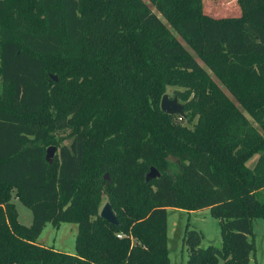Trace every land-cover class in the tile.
<instances>
[{"label":"trees","instance_id":"obj_1","mask_svg":"<svg viewBox=\"0 0 264 264\" xmlns=\"http://www.w3.org/2000/svg\"><path fill=\"white\" fill-rule=\"evenodd\" d=\"M149 1L168 26L142 0H0V264H168L166 209L205 207L220 248L186 229V263L248 264L264 218V0L216 17ZM166 87L183 115L159 109ZM60 222L76 224L73 254L36 242Z\"/></svg>","mask_w":264,"mask_h":264},{"label":"rangeland","instance_id":"obj_2","mask_svg":"<svg viewBox=\"0 0 264 264\" xmlns=\"http://www.w3.org/2000/svg\"><path fill=\"white\" fill-rule=\"evenodd\" d=\"M142 1L147 4L152 12L156 13L166 26H168L166 21L155 10L149 0ZM201 3L202 12L214 17L224 14L230 16L239 15V9L235 0H201ZM51 63L52 62H50L49 65ZM52 68L53 67L49 66L47 72L48 78L50 76H57L56 73L51 71ZM49 79L52 80L51 77ZM173 89V87H166L164 93L167 94L169 98H172L175 96L173 94ZM178 102L181 103L180 100H178ZM194 120L195 118L193 121ZM183 124L188 127L190 126V123L185 121H183ZM51 134L57 140V145L50 144L56 147L52 156L53 158L57 154V147L61 143H68L70 130L68 128H62L57 131H52ZM256 158L257 154H253L246 161V165L249 167L252 166ZM105 201H107L106 197H103L101 202H99L98 213ZM13 202L17 212L18 222L25 227H29L32 222L30 209L17 200H13ZM165 222L168 264H187V249L183 241V235L186 229H194L200 232V247L204 248L208 245L214 246L218 241L220 248V229L218 219L212 216L206 207L189 212L174 208H167ZM250 225L251 234L247 235V239L252 244V250L249 254L248 264H264V218H252ZM76 229L77 227L75 223L60 222L57 227L52 226L50 223H46L36 242L45 248L73 254Z\"/></svg>","mask_w":264,"mask_h":264},{"label":"water","instance_id":"obj_3","mask_svg":"<svg viewBox=\"0 0 264 264\" xmlns=\"http://www.w3.org/2000/svg\"><path fill=\"white\" fill-rule=\"evenodd\" d=\"M52 80H56L55 76H50ZM159 109L166 113V114H177V115H183L182 111V105L178 102L177 98L174 96L172 98H169L167 94H162L159 99ZM55 146L49 145L45 148L44 153V159L45 161L50 164L52 160V156L55 151ZM160 175L158 170L154 168L153 166H150L147 170V172L144 174V182H147L150 179L156 178ZM103 179L107 180V173L103 174ZM98 215L104 219L108 224L116 225V217L114 214V211L110 207L109 203L105 201L102 205V207L99 210ZM215 248H219V242L217 241L214 245Z\"/></svg>","mask_w":264,"mask_h":264}]
</instances>
